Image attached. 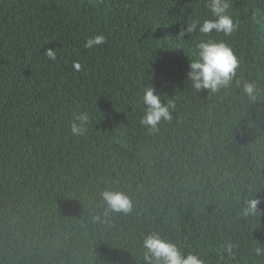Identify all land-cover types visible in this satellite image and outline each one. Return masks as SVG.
I'll use <instances>...</instances> for the list:
<instances>
[{
	"label": "trees",
	"instance_id": "trees-1",
	"mask_svg": "<svg viewBox=\"0 0 264 264\" xmlns=\"http://www.w3.org/2000/svg\"><path fill=\"white\" fill-rule=\"evenodd\" d=\"M206 3L0 0V264H146L150 233L204 264H264V215L241 211L254 197L264 211V0H230L237 30L212 33L239 60L235 80L262 89L255 101L235 80L192 87L206 37L184 30L210 18ZM94 34L107 42L86 49ZM147 86L170 103L155 132L140 123ZM106 189L133 209L94 222Z\"/></svg>",
	"mask_w": 264,
	"mask_h": 264
},
{
	"label": "clouds",
	"instance_id": "clouds-1",
	"mask_svg": "<svg viewBox=\"0 0 264 264\" xmlns=\"http://www.w3.org/2000/svg\"><path fill=\"white\" fill-rule=\"evenodd\" d=\"M230 0H207L206 7L210 12V18L193 19L187 25L188 34L199 31L206 39L200 40L197 44L198 56L190 61L189 81L192 87L197 90H208L216 93L222 88H228L236 78L237 70L240 66L231 46L222 39H215L212 33H223L224 36H231L237 30V24L229 14ZM184 33L182 32L181 35ZM107 42L104 34H94L88 37L84 43L86 49H96ZM45 56L53 61H57L56 50L48 49ZM81 63L74 62V69L81 70ZM237 86L241 85L240 80H235ZM262 89L255 83L244 81L242 92L249 100L255 101ZM143 103L146 106L140 123L149 132L158 130V124L164 120H171L170 103H162L161 97L151 86L143 90ZM88 115L80 113L74 115L70 122V130L74 136H82L87 131ZM100 198L104 204V211L101 215L95 216L94 222L105 223L112 213L127 214L132 211L133 203L130 196L119 190L106 189L100 193ZM261 201L257 198H250L245 201L242 208L244 216L264 215V211L259 209ZM234 246L229 244L225 251L232 253ZM143 248L146 250L144 260L146 264H204V260L199 254L187 253L169 240L161 237L159 233H150L143 238ZM255 253L264 256V247H256Z\"/></svg>",
	"mask_w": 264,
	"mask_h": 264
}]
</instances>
